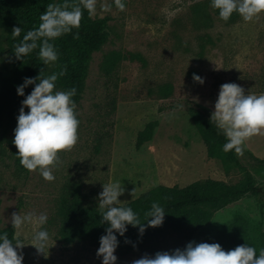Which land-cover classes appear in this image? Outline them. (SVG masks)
I'll return each mask as SVG.
<instances>
[{
	"label": "rangeland",
	"instance_id": "obj_1",
	"mask_svg": "<svg viewBox=\"0 0 264 264\" xmlns=\"http://www.w3.org/2000/svg\"><path fill=\"white\" fill-rule=\"evenodd\" d=\"M105 2L112 6L110 12L102 9ZM124 3L125 10L119 11L113 0H97L91 17H108L107 38L91 53L81 98L75 102L79 142L70 152H61L60 163L52 170L53 181H46L38 171L23 170L12 129L0 125V229L12 224L14 212L48 217L42 226L50 237L45 254H38L32 245L40 227L15 230L23 244L17 249L24 257L22 264H102L99 247L66 243L58 230L61 209L75 202L74 197L83 206L98 208L103 184L119 183L124 188L118 198L123 204L160 184L185 186L206 178L238 184L244 178L234 162L223 164L207 155L186 107L201 106V97L218 95L224 83H236L245 93L264 92V15L249 23L238 16L229 23L214 14L211 0ZM113 55H118L116 61L107 63ZM11 59L13 53L0 28V76ZM52 66H45L44 76L51 74ZM194 74L204 83L195 81ZM56 90L63 89L56 84ZM151 121L158 122L153 136L137 149V133ZM236 156L255 178L260 193L215 211L206 228L190 238L166 232L160 239L161 251L201 243L235 218L264 224V162L244 147L243 155ZM114 254L116 264H132L156 253Z\"/></svg>",
	"mask_w": 264,
	"mask_h": 264
},
{
	"label": "clouds",
	"instance_id": "obj_2",
	"mask_svg": "<svg viewBox=\"0 0 264 264\" xmlns=\"http://www.w3.org/2000/svg\"><path fill=\"white\" fill-rule=\"evenodd\" d=\"M119 11L125 10L124 0H113ZM97 0H79V3H50L40 16V23L34 30L28 31L23 40L14 46L17 59H23L34 49L39 48V58L44 65L54 64L58 53L53 41L65 34L79 29L83 19V10L89 16L96 12ZM103 11L110 12L112 6L101 5ZM211 7L218 10L219 18L227 22L233 13L239 14L246 23L258 20L264 15V0H211ZM22 29L14 27L13 38L20 36ZM79 38L77 32L74 39ZM39 42V43H38ZM64 71L49 76L41 74L36 78H25L24 83L17 87V93L24 96L28 85H35L30 94L22 101L14 129L13 144L17 149L20 165L28 172H39L46 181H53V168L60 163L61 152H70L79 142V125L76 103L73 97L76 88L66 91L56 90V81L63 76ZM193 79L203 84L204 80L193 75ZM39 80V83H37ZM25 108L29 111L26 113ZM211 115V122L222 131L226 138L223 145L225 152L234 150L237 155H243L246 141L257 135H264V94L245 93L236 83H224L220 86L218 98ZM124 188L119 183L103 184L100 193L98 209L103 222L110 226L106 234L100 237L97 256L102 257V264H116L114 254L118 247V239L114 234L123 236L128 225L139 226L140 234L145 231L137 213L130 207H118L119 197ZM135 190L132 192L134 195ZM147 226H161L165 210L153 202L151 209L145 213ZM47 215L29 212L24 215L12 213L11 223L17 233L26 225L40 227L33 237L32 245L38 254H45L50 239L47 230L42 226L47 223ZM23 244L18 240L13 246L8 233L0 234V264H22L23 255L18 252ZM132 264H264V249L257 255L256 248L239 245L225 251L219 243L189 242L186 247L172 252H157L154 256L147 254L136 259Z\"/></svg>",
	"mask_w": 264,
	"mask_h": 264
},
{
	"label": "trees",
	"instance_id": "obj_3",
	"mask_svg": "<svg viewBox=\"0 0 264 264\" xmlns=\"http://www.w3.org/2000/svg\"><path fill=\"white\" fill-rule=\"evenodd\" d=\"M64 2L65 0H0V28L5 32L7 45L13 53V59L0 76V125H4L7 130L12 129L13 139L22 101L31 93L35 85H28L24 89V96L18 95L17 87L24 83L26 77L36 78L41 74L42 69L44 73L46 66L39 58V48L34 49L23 59H17L14 46L23 40L28 31L38 27L40 16L50 3L63 4ZM67 2L74 4L79 3V0H67ZM213 12L219 17L218 10L213 9ZM238 16L239 14L233 13L227 22L234 21ZM107 22L108 17L92 18L84 9L80 28L73 29L72 33L65 34L52 42L57 50L58 60L53 64L51 74L65 72L63 76H59L56 84L64 91L76 88L74 102H78L81 98L91 53L98 50L106 41ZM14 27L22 29L20 36L15 38L12 36ZM77 32L79 38L74 39ZM117 57L118 55L109 57L107 63L113 64ZM174 107L179 106L171 105V108ZM28 111L25 108V112ZM186 111L206 145L207 155L220 159L223 164L227 161L234 162L244 171V178L238 184H228L212 178L196 180L185 186L160 184L126 203L118 204V207L132 208L145 226V231L141 235L139 226L128 225L123 236L114 232L119 242L116 251L164 252L161 251L160 239L166 232L182 239L190 238L195 232L206 228L215 211L244 196L260 193L255 178L241 164L235 151H224L223 145L226 143V138L215 123L211 122V111L202 106L193 105H188ZM157 124V121H151L138 131L135 141L137 149L152 138ZM13 146L16 149L14 144ZM257 160L264 162V159ZM23 170L28 172L24 168ZM74 199L72 201L75 202L61 209L63 221L58 230L60 238L66 243L88 242L99 247L100 237L106 234V229L110 225L102 221L98 208L83 206L77 202V198L74 197ZM153 202L158 203L165 210L163 223L158 227L147 226V219L150 218L146 217L145 213L151 209ZM239 220L235 218L232 223L225 225L222 229L206 235L202 242L219 243L225 251L239 245H248L256 248L258 255L259 251L264 249V224L257 225L247 220L241 222ZM5 232L8 233L13 244L18 240L12 224L0 229V234ZM184 248L185 246L177 245L169 252Z\"/></svg>",
	"mask_w": 264,
	"mask_h": 264
},
{
	"label": "crops",
	"instance_id": "obj_4",
	"mask_svg": "<svg viewBox=\"0 0 264 264\" xmlns=\"http://www.w3.org/2000/svg\"><path fill=\"white\" fill-rule=\"evenodd\" d=\"M251 94L259 95V94H264V92L263 93H251ZM217 98H218V95L204 96V97H201V101H199V104H201L202 107L210 110L211 113H213L215 110L214 105H215ZM243 147L253 157L257 159H264V135H257V136L252 137L251 139L246 141Z\"/></svg>",
	"mask_w": 264,
	"mask_h": 264
}]
</instances>
